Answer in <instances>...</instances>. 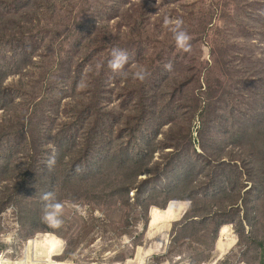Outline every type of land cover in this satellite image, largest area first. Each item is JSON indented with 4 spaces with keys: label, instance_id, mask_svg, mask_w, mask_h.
Listing matches in <instances>:
<instances>
[{
    "label": "rangeland",
    "instance_id": "1",
    "mask_svg": "<svg viewBox=\"0 0 264 264\" xmlns=\"http://www.w3.org/2000/svg\"><path fill=\"white\" fill-rule=\"evenodd\" d=\"M47 192L59 228L42 220ZM171 201L183 216L150 225ZM224 225L237 241L217 257ZM43 233L64 243L51 264H259L264 0H0V264Z\"/></svg>",
    "mask_w": 264,
    "mask_h": 264
},
{
    "label": "bare ground",
    "instance_id": "2",
    "mask_svg": "<svg viewBox=\"0 0 264 264\" xmlns=\"http://www.w3.org/2000/svg\"><path fill=\"white\" fill-rule=\"evenodd\" d=\"M186 208H187V202H182V201L180 202L171 201L168 204V206L164 209L154 208L153 206L150 210V215H149L150 225L160 228L162 230L168 229L171 221H174L180 218L183 215L184 210H186ZM236 238L237 237L234 231L232 230L231 226L229 225L222 226L220 228L219 237L216 242L215 255L217 257H221L223 254H225L231 247H233V245L237 241ZM159 243L154 247H159L160 245ZM63 244H64L63 241L52 233L38 234L36 237L29 239L25 245V255L27 254L30 248V251L28 252L29 255L27 254L25 256V259H23L25 262L24 261L17 262V263L15 262L10 263L11 261L10 262L6 261V262L8 264H51L52 260L50 259V256L57 255V253L62 250ZM32 248L35 249V251L37 252L36 254H39L40 256L43 257V259L40 260V262L38 261V262L32 263L33 261L32 262L31 260L28 261L27 257L31 256L30 254L32 252L31 251ZM152 251H153V248L150 247L149 249H146L144 251V255L147 256ZM142 261H143V256L139 257V259L137 260V262L141 264H142Z\"/></svg>",
    "mask_w": 264,
    "mask_h": 264
},
{
    "label": "clouds",
    "instance_id": "3",
    "mask_svg": "<svg viewBox=\"0 0 264 264\" xmlns=\"http://www.w3.org/2000/svg\"><path fill=\"white\" fill-rule=\"evenodd\" d=\"M163 25L173 34V39L175 41V46L181 50L182 52H190L191 44L190 41L192 37L189 35L187 30L183 27L184 21L181 18H176L174 21L169 17L165 16L163 20ZM130 57L127 51L119 48H112L111 50V58L108 60V67L112 70L113 73L127 75V73L123 72L125 66L129 63ZM99 67V66H98ZM172 65L166 64L165 69L171 70ZM150 75V73L144 69L139 68L137 71L133 73V78L138 79L140 82H144L146 78ZM53 155H51L47 160V167L51 170L56 163L55 147L52 148ZM80 168L77 166V171ZM41 199L45 202L43 205V216L42 220L46 222L52 228H59L61 226V219L59 218L64 210V205L60 202H50L54 201V193L47 192L44 193Z\"/></svg>",
    "mask_w": 264,
    "mask_h": 264
},
{
    "label": "trees",
    "instance_id": "4",
    "mask_svg": "<svg viewBox=\"0 0 264 264\" xmlns=\"http://www.w3.org/2000/svg\"><path fill=\"white\" fill-rule=\"evenodd\" d=\"M88 93V90H86L85 91V94H87ZM85 106H87V107H89V103H88V100H87V102L86 103H84V111H86L85 110ZM263 248H262V250H261V255H260V258H259V264H264V256H263Z\"/></svg>",
    "mask_w": 264,
    "mask_h": 264
},
{
    "label": "water",
    "instance_id": "5",
    "mask_svg": "<svg viewBox=\"0 0 264 264\" xmlns=\"http://www.w3.org/2000/svg\"><path fill=\"white\" fill-rule=\"evenodd\" d=\"M185 212H186V211L184 210V213H185ZM184 213H183V214H184ZM182 216H183V215H182ZM182 216H181V217H182Z\"/></svg>",
    "mask_w": 264,
    "mask_h": 264
}]
</instances>
